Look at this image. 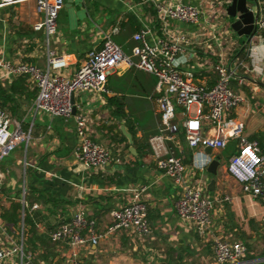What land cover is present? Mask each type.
I'll list each match as a JSON object with an SVG mask.
<instances>
[{
  "label": "crops",
  "instance_id": "crops-1",
  "mask_svg": "<svg viewBox=\"0 0 264 264\" xmlns=\"http://www.w3.org/2000/svg\"><path fill=\"white\" fill-rule=\"evenodd\" d=\"M177 2L200 8L197 26L172 21L164 25L158 19L154 3ZM230 3L65 0L69 8L65 20L57 22L56 33L47 43L44 34L33 29L43 20V12L34 1H23L0 7V58L42 70L47 69L49 57L61 58L65 66L53 73L70 78L86 53L99 47L107 36L129 55L135 44L132 36L142 28L150 29L151 44L184 35L190 44L183 46L181 57L187 62L181 71L191 72L195 83L212 87L215 65L225 64L232 74L231 88L244 99L226 118L241 123L248 140L259 136L264 143V30H257L252 41L243 45V38L230 29L233 19L226 13ZM257 3L260 14L264 0ZM248 4L254 5L252 0ZM155 86L154 76L118 67L107 77L106 93L74 94L75 114L87 117L90 140L109 152L105 166L87 168L75 157L79 140L74 118L64 120L37 112L33 103L38 90L28 78L0 80V110L29 135L27 142L18 144L0 161L5 245L19 243L24 252V257L15 258L12 264H66L68 246L52 242L49 235L80 211L95 221L96 233L101 235L96 244L87 241L78 249L83 264H212L215 239L244 243L248 253L242 264H264V249L248 246L264 240V201L244 194L227 173L228 160L236 151L235 140L210 154L188 148L183 131L175 134L174 140L164 141L165 151L181 159L190 183L201 184L205 196L214 201L211 223L203 234L177 216L175 202L180 190L156 168L149 143L159 134L158 114L149 99L157 95ZM181 120L178 109L176 121ZM122 127L131 135V143ZM214 160L218 167L211 174L207 168ZM140 187L146 188L141 200L147 209L150 235L108 232L109 213L131 199L125 190ZM225 196L230 201H223Z\"/></svg>",
  "mask_w": 264,
  "mask_h": 264
},
{
  "label": "built area",
  "instance_id": "built-area-1",
  "mask_svg": "<svg viewBox=\"0 0 264 264\" xmlns=\"http://www.w3.org/2000/svg\"><path fill=\"white\" fill-rule=\"evenodd\" d=\"M23 1L28 0H0V7H12ZM30 1H34L36 8L43 12V20L35 24L33 29H42L48 43L56 33L57 18L64 0ZM154 9L164 25L172 21L197 26L202 16L199 7L182 2L172 5L154 3ZM256 25L257 30H264V7ZM150 33V29L145 27L133 34L135 44L130 56L124 54L107 36L99 47L86 53L84 61L70 78L53 73L65 66L61 58L49 57L46 70L27 63L12 64L0 58V80L28 78L38 90L33 103L37 112L64 120L74 118L79 140L75 157L87 168H101L109 162V152L90 140L88 119L84 114H73L72 97L77 92L106 93L107 77L118 67L135 68L154 76L157 95L149 99L154 102L159 116V134L151 137L149 143L154 151L155 166L180 190L175 202L177 216L203 234L211 223L214 201L205 196L201 184L190 183L191 176L185 174L181 159L169 150L165 151L164 141L174 140V135L183 131L184 140L190 149L204 150L209 147L223 150L229 140H235L236 151L228 160L227 173L240 184L244 194L261 201H264V155L257 140H248L243 135L241 123L226 118V113L236 109L244 100L231 88L232 74L226 65H215L216 82L212 87L197 84L191 72L180 69L187 62L181 57L183 46L189 45L190 41L184 35H179L161 38L151 44ZM178 109L182 116L180 123L176 121ZM28 139L29 135L18 124H12L8 115L0 110V161ZM198 168L203 170L204 165ZM2 181L3 176L0 174V187ZM145 189L125 190L130 193L131 199L120 209L109 213L108 232L125 231L140 237L150 235L147 209L141 200ZM222 200L230 201V198L225 196ZM2 205L0 193V264H12L15 258H23L24 252L19 243L5 245V232L1 223ZM49 237L52 242L68 246L64 257L66 264H83L78 249L87 241L96 244L101 239V235L96 233L95 221L82 211L61 223ZM247 253V247L242 242L215 239L212 264H242Z\"/></svg>",
  "mask_w": 264,
  "mask_h": 264
},
{
  "label": "water",
  "instance_id": "water-1",
  "mask_svg": "<svg viewBox=\"0 0 264 264\" xmlns=\"http://www.w3.org/2000/svg\"><path fill=\"white\" fill-rule=\"evenodd\" d=\"M254 5L249 6L248 0H231V3L226 8L227 16L233 19L230 24V29L239 37L243 38V45L248 44L252 41L254 35L257 32L256 21L259 16V7L257 0H252ZM68 3H71V0H67ZM43 30L41 29L38 32V35H42ZM71 103L74 105V99L72 97ZM75 106H73V114H75ZM11 127L9 130L11 131ZM124 135L129 139L131 143V135L125 131V128L122 127ZM212 151L211 148L207 147L204 149V152L210 154ZM218 167V162L216 160L212 161L207 171L211 174L216 173ZM213 182H211V185Z\"/></svg>",
  "mask_w": 264,
  "mask_h": 264
},
{
  "label": "rangeland",
  "instance_id": "rangeland-1",
  "mask_svg": "<svg viewBox=\"0 0 264 264\" xmlns=\"http://www.w3.org/2000/svg\"><path fill=\"white\" fill-rule=\"evenodd\" d=\"M68 10H69V8L65 7V0H64L63 7H62V9H61V11L59 12V15H58L57 22H63L65 20V17H66V14H67ZM117 43H120L119 40L117 41ZM130 55L131 54H129L128 56H130ZM134 61H136V59H134ZM151 79L153 80L152 77H151ZM149 118L152 119L153 122H155V118H154L153 112H149ZM158 120H159V116H158ZM246 244H248V243H246ZM248 246L253 247V249L262 250V249H264V240H261L259 244H256V245H254V244L249 245L248 244Z\"/></svg>",
  "mask_w": 264,
  "mask_h": 264
},
{
  "label": "trees",
  "instance_id": "trees-1",
  "mask_svg": "<svg viewBox=\"0 0 264 264\" xmlns=\"http://www.w3.org/2000/svg\"><path fill=\"white\" fill-rule=\"evenodd\" d=\"M261 139H262V137L256 136V140L259 143L260 150H261L262 154H264V143L262 142Z\"/></svg>",
  "mask_w": 264,
  "mask_h": 264
}]
</instances>
